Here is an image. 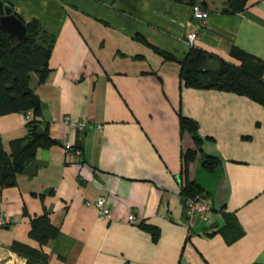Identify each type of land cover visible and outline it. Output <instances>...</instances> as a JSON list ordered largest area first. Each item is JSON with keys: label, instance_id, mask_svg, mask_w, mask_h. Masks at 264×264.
I'll use <instances>...</instances> for the list:
<instances>
[{"label": "crops", "instance_id": "1", "mask_svg": "<svg viewBox=\"0 0 264 264\" xmlns=\"http://www.w3.org/2000/svg\"><path fill=\"white\" fill-rule=\"evenodd\" d=\"M204 1L206 21L174 0H7L24 23L37 20L55 38L49 73L32 83L55 143L36 156L47 150V165L2 190L0 260L24 264L11 249L18 242L45 255L44 264H264V105L186 87L180 63L159 53L184 57L187 35L197 32L196 47L216 58L240 65L237 47L264 61V0L239 12H226L227 0ZM182 117L196 130L183 129ZM66 118L89 124L82 131ZM27 122L25 112L0 116L7 152ZM66 142L81 150L76 161L68 162ZM193 182L213 204L190 234L183 191ZM99 197L109 220L87 205ZM45 213L58 233L41 245L30 232ZM228 213L244 231L232 243L220 231Z\"/></svg>", "mask_w": 264, "mask_h": 264}, {"label": "trees", "instance_id": "2", "mask_svg": "<svg viewBox=\"0 0 264 264\" xmlns=\"http://www.w3.org/2000/svg\"><path fill=\"white\" fill-rule=\"evenodd\" d=\"M174 1L191 6L201 3L204 8L207 7L204 0ZM0 2L10 7L7 0ZM247 2L248 0H227L225 11H243ZM26 25L28 32L22 41L11 39L0 27V116L13 112L31 113L26 136L11 142L10 153L5 150L0 134V200L3 188L15 184V177L24 173L38 151L55 143L48 135L46 127H43V104L32 87L35 77L38 83H42L50 71L49 58L55 38L37 20ZM159 53L168 60L180 63V79L186 87L231 91L264 105V61L244 50L237 47L231 49V54L241 62L238 66L197 47H190L182 58L164 51ZM181 126L190 131L197 128L196 123L186 117L181 118ZM215 162L214 157H207L204 164L212 169ZM203 192L205 190L195 182L183 191L185 200ZM220 231L228 243L236 241L244 234L237 218L229 213L225 214V225ZM57 233L58 230L51 224L47 213L32 220L30 236L41 245H46ZM11 249L27 260L45 263V255L28 245L15 242Z\"/></svg>", "mask_w": 264, "mask_h": 264}, {"label": "built area", "instance_id": "3", "mask_svg": "<svg viewBox=\"0 0 264 264\" xmlns=\"http://www.w3.org/2000/svg\"><path fill=\"white\" fill-rule=\"evenodd\" d=\"M192 14L194 17L206 21L209 16V12L205 9L201 3L192 5L191 7ZM199 34L197 32H191L187 35L186 43L189 47H196L195 42L198 39ZM31 118V113H27V119ZM66 121L70 126L76 127L79 130H85L88 127V120L72 121L69 118H66ZM98 128H101V124L97 125ZM66 151V156L68 162H73L79 159L82 155L81 150L73 147L71 143L66 142L64 144ZM213 201L208 193H197L195 195L189 196L185 200V216H186V226L188 232L191 234L193 228L198 224L200 220L206 218L207 213L212 208ZM88 206H94L97 208L99 213V218L101 220H109L112 216L111 207L106 204L104 197H99L96 200L88 201ZM128 221L131 223H137V216L133 213L130 214ZM6 225L5 217L0 210V229Z\"/></svg>", "mask_w": 264, "mask_h": 264}, {"label": "water", "instance_id": "4", "mask_svg": "<svg viewBox=\"0 0 264 264\" xmlns=\"http://www.w3.org/2000/svg\"><path fill=\"white\" fill-rule=\"evenodd\" d=\"M0 27L6 32L11 39L16 38L19 41H22L28 32L26 23H24L20 18L14 14V11L11 7L0 2ZM190 47L185 46V50L188 51ZM44 109V118L45 120L49 119L47 104L43 103ZM41 158H35L34 161L26 168L24 171L30 177L35 175L38 171L39 166H45L48 164V151H41ZM24 264H39L32 260H26Z\"/></svg>", "mask_w": 264, "mask_h": 264}, {"label": "rangeland", "instance_id": "5", "mask_svg": "<svg viewBox=\"0 0 264 264\" xmlns=\"http://www.w3.org/2000/svg\"><path fill=\"white\" fill-rule=\"evenodd\" d=\"M0 264H19V263L13 258H6L3 260H0Z\"/></svg>", "mask_w": 264, "mask_h": 264}]
</instances>
